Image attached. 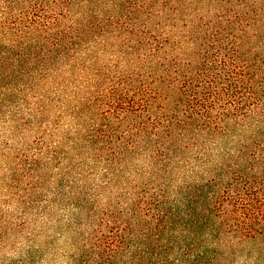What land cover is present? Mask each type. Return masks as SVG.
Returning a JSON list of instances; mask_svg holds the SVG:
<instances>
[{"label": "trees", "instance_id": "obj_1", "mask_svg": "<svg viewBox=\"0 0 264 264\" xmlns=\"http://www.w3.org/2000/svg\"><path fill=\"white\" fill-rule=\"evenodd\" d=\"M63 100L92 113L72 144L117 176L143 153L156 162L127 180L99 264H233L230 238L264 264V0H0V112L34 102L41 126ZM214 137L220 163L174 176Z\"/></svg>", "mask_w": 264, "mask_h": 264}, {"label": "clouds", "instance_id": "obj_2", "mask_svg": "<svg viewBox=\"0 0 264 264\" xmlns=\"http://www.w3.org/2000/svg\"><path fill=\"white\" fill-rule=\"evenodd\" d=\"M35 107L34 102L25 107L10 106L0 112V264H12L27 256L33 247H41L44 254L39 264H73L76 252L74 238L78 232L87 235L92 225L86 219L87 213L73 202L83 192L93 202L94 207L106 209L119 202L126 207L130 203L127 180L138 179L137 172L151 174L156 162L149 153L135 157L117 176L107 162L91 157L84 158L71 169L68 183L59 184V169L46 188L41 189L43 198L32 208L25 210L19 196L10 186L11 169L8 157L15 150L35 139V130L18 131L12 113L28 115ZM57 142L63 135L75 136L77 124L73 117L65 115L55 129ZM226 142L222 137L206 138L187 147L179 161L173 162L174 176L197 178V173L221 162ZM67 163V162H65ZM74 163H76L74 161ZM63 166V165H62ZM182 180L177 178L168 187L170 198L177 199ZM79 220V223L77 221ZM237 246L233 264H257L258 252L244 242L230 238Z\"/></svg>", "mask_w": 264, "mask_h": 264}, {"label": "rangeland", "instance_id": "obj_3", "mask_svg": "<svg viewBox=\"0 0 264 264\" xmlns=\"http://www.w3.org/2000/svg\"><path fill=\"white\" fill-rule=\"evenodd\" d=\"M63 101L53 103L48 108L42 117L44 124L41 126L44 128L29 115L17 116V114L12 113L13 118L16 119L18 131L29 129L36 132L35 139L31 143L25 142L23 147L15 150L8 157L11 169L10 186L19 196L25 210L32 208L42 200L43 193L40 190L47 187L54 174V169H59V184L63 186L68 183L71 169L75 168L78 163H82L84 158L91 157L88 149H83L85 143L72 144L74 136L65 133L63 139L57 142L55 129L65 115L73 117L76 121L77 132H84L92 117L91 112H85L80 120L74 118L71 107L75 105V100ZM147 177L148 175L145 178L139 177L136 179L138 181H134L140 182ZM151 181H153L152 178H150ZM73 202L86 211V219L92 225L91 231L87 235L78 232L74 238L76 252L73 255V264H99L97 262L99 258L94 257L95 252H93L92 258L91 248L99 241V237L109 230V226L118 220L119 202L106 209H99L94 207L92 200L83 192ZM2 231L3 228L0 227V232ZM43 254V248L33 247L28 251L25 258L13 261L12 264H39Z\"/></svg>", "mask_w": 264, "mask_h": 264}]
</instances>
